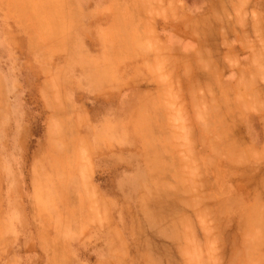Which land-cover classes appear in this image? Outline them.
I'll return each instance as SVG.
<instances>
[{
  "label": "rangeland",
  "instance_id": "374dc122",
  "mask_svg": "<svg viewBox=\"0 0 264 264\" xmlns=\"http://www.w3.org/2000/svg\"><path fill=\"white\" fill-rule=\"evenodd\" d=\"M30 1L0 0V264H264V0Z\"/></svg>",
  "mask_w": 264,
  "mask_h": 264
},
{
  "label": "bare ground",
  "instance_id": "6f19581e",
  "mask_svg": "<svg viewBox=\"0 0 264 264\" xmlns=\"http://www.w3.org/2000/svg\"><path fill=\"white\" fill-rule=\"evenodd\" d=\"M32 1V5L33 6H35L36 7V11H37V6H40L41 8H49L51 5H54L53 3H55V4H58V6H61V5H59V4H62L61 2L63 1L64 2V0H62L61 2H60V0H51V2H53L52 4L50 3V0H48V2H49V5H48V3H47V0H31ZM30 1V2H31ZM41 3V4H40ZM40 4V5H39ZM65 4V3H64ZM35 7H33L34 9H35ZM55 7H56V5H55ZM62 7V6H61ZM32 8V9H33ZM58 7H56V9H57ZM33 9V10H34ZM56 9H53V10H56ZM58 10V9H57ZM35 11V10H34ZM47 11V10H46ZM60 12H61V10H59ZM63 11V10H62ZM52 12V11H51ZM45 13V12H44ZM56 13H58V12H56ZM55 14V13H54ZM37 15V14H36ZM41 15V14H40ZM46 16V15H45ZM56 16H58V15H56ZM59 16H60V14H59ZM55 16H52V19L54 18ZM58 18V17H57ZM52 19H50L51 21H52ZM62 20H63V18H62ZM43 21V20H42ZM51 21H49V22H51ZM58 21V20H57ZM49 25V24H48Z\"/></svg>",
  "mask_w": 264,
  "mask_h": 264
},
{
  "label": "crops",
  "instance_id": "0c3cea01",
  "mask_svg": "<svg viewBox=\"0 0 264 264\" xmlns=\"http://www.w3.org/2000/svg\"><path fill=\"white\" fill-rule=\"evenodd\" d=\"M188 4L194 7H202V6H207L209 7L210 5H215V3H218L219 6H221V2L224 0H186Z\"/></svg>",
  "mask_w": 264,
  "mask_h": 264
}]
</instances>
